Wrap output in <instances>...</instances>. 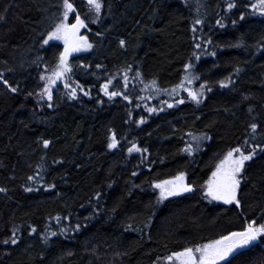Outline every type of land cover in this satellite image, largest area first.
<instances>
[{
  "label": "trees",
  "instance_id": "obj_1",
  "mask_svg": "<svg viewBox=\"0 0 264 264\" xmlns=\"http://www.w3.org/2000/svg\"><path fill=\"white\" fill-rule=\"evenodd\" d=\"M103 2L102 20L92 23L86 0H73L93 47L69 58L72 83L78 80L90 95L78 91L70 100L58 80L48 101L40 98V75H51L62 49L43 45L42 38L60 18L61 0H0V73L19 88L13 93L0 81V188L6 189L0 191V241L13 228L20 236L15 245L0 243V264H153L158 256L241 230L249 220L264 223V154L246 162L237 191L241 207L206 198L202 190L230 148L247 147L252 122L256 140H264V15L248 7L250 0H234L231 10L226 3L232 0ZM197 17L203 23L193 31ZM209 38L207 47H195ZM185 63L200 78L184 87L198 90L207 80L211 89L199 104L183 88L168 94L183 79ZM108 77L109 90L129 100L104 95L100 85ZM225 78L230 83L222 88L218 81ZM153 79L168 91L154 89ZM181 99L172 107L162 103ZM141 116L147 119L137 124ZM109 130L119 141L113 149L107 148ZM201 132L211 138L192 153L182 151L186 143L195 148L189 134ZM42 139L50 141L47 148ZM132 143L147 151L129 153ZM37 172L42 182L28 180ZM179 172L193 190L157 203L153 183ZM49 229L56 235L48 236ZM231 264H264V242L241 250Z\"/></svg>",
  "mask_w": 264,
  "mask_h": 264
},
{
  "label": "snow or ice",
  "instance_id": "obj_2",
  "mask_svg": "<svg viewBox=\"0 0 264 264\" xmlns=\"http://www.w3.org/2000/svg\"><path fill=\"white\" fill-rule=\"evenodd\" d=\"M86 3L89 7V10L94 13V18L92 23H98L102 20V8L104 7L103 0H86ZM234 0L232 2L226 3V8L231 10L235 7ZM111 7V5H109ZM248 7H250L253 12L260 13L264 15V0H254V2H249ZM199 10V3L197 7V11ZM75 14V20L73 23H69L70 14ZM246 13L241 12V19L244 18ZM203 20L199 17L194 19L193 22V31H195L197 25H201ZM216 23L223 27V24L220 19H217ZM233 24H236V21L233 20ZM87 23L84 18L81 17L79 11L77 10V5L73 3V0H61V11L60 18H58L54 22V26L49 30L45 37L42 38L43 45H49L50 42L54 41H63V51L59 52L58 60L56 66L53 68L51 75L47 72H42L40 75V79L45 81L43 87L40 89V98L47 97L48 101L53 100V85L57 83L58 80L63 81V87L66 90L65 94L68 99H75L77 96V92H83L84 95H90L88 91H85L84 86L80 84L78 80L75 81V86L72 83V65L69 63V56L73 52H79L81 49H91L93 47L92 43L89 42L87 36L78 35L81 28H86ZM97 35L102 36L103 32L97 33ZM196 40H200V37H195ZM121 46H126V41L124 39H120L119 41ZM212 43L211 38L207 40H203L202 43H196L195 47L197 49L203 47H207ZM261 48H264V44H261ZM196 59L200 58V54L196 53ZM210 55L215 56L216 53L213 51ZM86 67V65H85ZM97 67H101L97 65ZM131 68L125 69V75L123 76L124 87L128 86V75L127 72ZM185 69V73L183 79L177 85L172 86V91L169 92V95L177 94V88H183L188 93V97L195 101L197 104L200 103L201 97L204 92L210 91L211 89H206L205 85L208 84V81L205 80L203 84H201L198 90L193 89L191 87L185 88V83L191 85L194 80L199 79V75L194 72V65L192 63H185L183 65ZM238 71V69H237ZM141 72L139 69H136V77H139ZM52 77H55L53 79ZM0 81L6 85L11 92L16 93L19 91L18 87H14L9 83L7 79H5L4 75L0 73ZM219 85L223 87H227L230 83V80L225 78L218 81ZM113 84V78L108 77L103 84L100 85V90L109 97V99L123 95L124 100H129L130 97L123 92L116 90H109V86ZM149 84L152 85L154 89L157 91H165L167 89H158L156 80L153 79L149 81ZM28 95H32V93H27ZM151 98V97H149ZM162 103L168 104L169 107L173 106V103H183V99L180 101H173L169 103L168 101H163ZM138 106V105H137ZM48 107H53L51 103L48 104ZM160 109L149 107L147 109L148 112L159 111ZM252 109L249 107V112ZM131 115V113H129ZM147 117L141 116L137 124L143 123ZM250 129V137L246 136L244 138V145L247 147H242L241 145H237L236 147L230 148L224 155L223 159L219 161L216 165L214 171H212L208 180L204 182L203 192L206 198H210L212 200L224 201L225 203L235 202L237 207H241V201L237 197V191L241 186V181L246 179V162H251L254 158H256L259 154H264V140L257 141L256 134L258 129V124L256 122H252L249 125ZM192 141L196 142V147H193L192 143H186L182 151H186L188 153H192L193 151L198 150L199 141L201 139H210L206 133H190L189 134ZM251 138L252 143H249V139ZM42 144L45 148L50 145V141L48 139H42ZM119 144L117 139V135L114 130H109V137L107 148L113 149L116 148ZM133 151H142L146 152L147 149H141L138 147L136 143H132L131 147L128 148V152L132 153ZM43 161V157L41 158ZM53 163H57V161H53ZM38 168L43 170L44 164L40 163L37 165ZM135 175V173L133 174ZM39 180L42 182V177L39 172L35 174V176H29L28 180ZM48 188H54L55 185L48 184ZM155 189H158L157 203H160L166 200L168 197L178 196L181 193L191 192L194 188L193 183L185 182V173L179 172L176 176L168 179V180H158L155 181L152 185ZM0 191H6V189L0 188ZM26 191H31V189H26ZM101 192H96L95 196L97 198L101 197ZM68 219V217H65ZM148 221H151V217H148ZM80 227L79 224L76 225L78 229ZM131 227V225H129ZM37 228L35 225H31L29 232L35 233ZM61 233L66 231V229L62 228ZM19 229L13 228L11 231V235L5 238L0 243L5 245L12 244L15 245L20 239L18 235ZM48 236H55L56 233L52 232L50 229L47 230ZM41 235H44L41 233ZM47 239V236L44 237ZM264 242V223L257 222L256 220H249L245 223L244 227L241 230L230 231L225 235H220L217 239L208 240L205 243H196L190 246L183 247L181 250L172 251L170 254L164 256H158L153 264H231V258L238 254L241 250H245L251 247H254L256 243Z\"/></svg>",
  "mask_w": 264,
  "mask_h": 264
},
{
  "label": "rangeland",
  "instance_id": "obj_3",
  "mask_svg": "<svg viewBox=\"0 0 264 264\" xmlns=\"http://www.w3.org/2000/svg\"><path fill=\"white\" fill-rule=\"evenodd\" d=\"M73 16H75V14L73 15ZM70 17L72 18V16H71V14H70ZM70 17H69V19H70ZM74 20H75V17H74V19L73 20H69L68 22L69 23H73L74 22ZM85 28H81L80 29V32L78 33V35H83V36H85L83 33H82V31L84 30ZM54 43H58L60 46H61V49H62V51H63V47H64V45H63V41H54ZM90 49H81L79 52H73V53H71L70 54V56H69V58L72 56V55H74V54H78V53H84V52H88ZM185 182H186V180H185ZM154 191H155V193H156V197L158 196V189H155L154 188ZM187 193V192H186ZM182 194H184V193H181L180 195H182ZM179 196V195H178ZM173 197H175V196H173ZM169 198V197H168ZM217 201V200H216Z\"/></svg>",
  "mask_w": 264,
  "mask_h": 264
}]
</instances>
